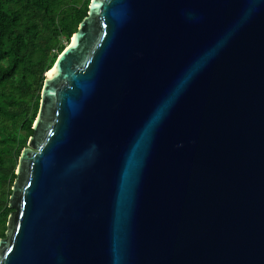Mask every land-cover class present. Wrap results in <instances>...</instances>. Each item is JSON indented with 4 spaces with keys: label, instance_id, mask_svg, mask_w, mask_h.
I'll use <instances>...</instances> for the list:
<instances>
[{
    "label": "water",
    "instance_id": "water-1",
    "mask_svg": "<svg viewBox=\"0 0 264 264\" xmlns=\"http://www.w3.org/2000/svg\"><path fill=\"white\" fill-rule=\"evenodd\" d=\"M32 131L0 264H264V0H91Z\"/></svg>",
    "mask_w": 264,
    "mask_h": 264
},
{
    "label": "trees",
    "instance_id": "trees-1",
    "mask_svg": "<svg viewBox=\"0 0 264 264\" xmlns=\"http://www.w3.org/2000/svg\"><path fill=\"white\" fill-rule=\"evenodd\" d=\"M91 0H0V239L21 151L32 135L45 73Z\"/></svg>",
    "mask_w": 264,
    "mask_h": 264
},
{
    "label": "rangeland",
    "instance_id": "rangeland-1",
    "mask_svg": "<svg viewBox=\"0 0 264 264\" xmlns=\"http://www.w3.org/2000/svg\"><path fill=\"white\" fill-rule=\"evenodd\" d=\"M71 38H72V36L70 37V39H69V41H68V42H65V44H66V47L69 45V43H70V41H71ZM33 124H34V122H33ZM33 124H32V126H33Z\"/></svg>",
    "mask_w": 264,
    "mask_h": 264
},
{
    "label": "bare ground",
    "instance_id": "bare-ground-1",
    "mask_svg": "<svg viewBox=\"0 0 264 264\" xmlns=\"http://www.w3.org/2000/svg\"><path fill=\"white\" fill-rule=\"evenodd\" d=\"M49 74V73H48Z\"/></svg>",
    "mask_w": 264,
    "mask_h": 264
}]
</instances>
